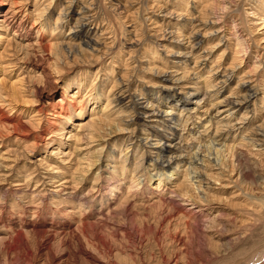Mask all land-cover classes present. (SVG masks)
I'll return each mask as SVG.
<instances>
[{
  "label": "rangeland",
  "instance_id": "374dc122",
  "mask_svg": "<svg viewBox=\"0 0 264 264\" xmlns=\"http://www.w3.org/2000/svg\"><path fill=\"white\" fill-rule=\"evenodd\" d=\"M3 101L0 264H264V0H0Z\"/></svg>",
  "mask_w": 264,
  "mask_h": 264
},
{
  "label": "bare ground",
  "instance_id": "6f19581e",
  "mask_svg": "<svg viewBox=\"0 0 264 264\" xmlns=\"http://www.w3.org/2000/svg\"><path fill=\"white\" fill-rule=\"evenodd\" d=\"M85 16V15H84ZM85 17H87V16H85ZM82 19H86V18H82ZM84 20H82V21H84ZM78 23V28H81L80 29V31H82V30H84L83 29V22H77ZM80 31L78 32V36L81 34L80 33ZM85 38H87V39H83L82 41L83 42H85L86 44H88V45H91V43L93 42L92 40H91V38L87 35V36H84ZM198 37V36H197ZM82 39V38H81ZM228 78H230V76H228ZM34 91H36V90H34ZM37 92H39V93H41V91L40 90H38ZM238 98H240V97H238ZM242 98H243V96H242ZM248 98V97H247ZM61 101H63V100H60V103H64V102H61ZM247 100H242L241 98L240 99H230L228 102H229V105H232V106H234V107H236V106H241V105H243L245 102H246ZM1 105H4V101L3 102H1L0 103V108H1ZM140 103L139 102H135L134 103V109H137L138 107H140ZM60 107H61V109L62 110H64V112L66 111L67 112V114L66 115H71L70 113V109H74V106L73 105H71V104H69V103H65V104H61L60 105ZM72 107V108H71ZM2 109V108H1ZM84 109H85V107L84 106H82L81 107V109H79V111H80V115H82V113L84 112ZM146 113V112H145ZM58 116H59V118H62L63 116L62 115H59L58 114ZM5 117H8V116H5ZM2 119V117L0 118V122L2 121L1 120ZM4 122V121H3ZM94 122V121H93ZM80 124L79 125H81V127H84L85 128V126H87V124L89 125V123L88 122H86L85 120L84 121H81V122H79ZM19 124H21L22 126H24L25 124H23L22 122H20ZM95 125V124H94ZM93 125V126H94ZM19 126V125H18ZM80 127V126H79ZM95 127H96V125H95ZM24 128V127H23ZM26 128V127H25ZM99 128V127H98ZM100 129V128H99ZM81 130V129H80ZM94 130H95V128H94ZM97 132H98V130H96ZM79 132V131H78ZM261 136H264V135H262V134H259L257 137H255V141H260L259 140V137H261ZM80 139V138H79ZM165 144V143H164ZM164 144L163 145H161L160 146V154H162L163 155V158H162V160H161V164H162V166L163 167H165V165H166V163H171L172 161L174 162V161H176V160H178V159H180L181 157L180 156H178V155H168V156H166L165 155V153L168 151V149L166 148V147H164ZM166 145V144H165ZM205 150V149H204ZM208 150H209V148H208ZM161 155V156H162ZM190 163L191 164H194L195 166L193 167L194 168V170L196 171V170H198V167H197V163H198V160L197 159H193V157L190 159ZM39 230V229H38ZM39 233H41V234H44V233H46V230H39ZM261 253H257V255H256V257H252L251 258V260H260V259H262L263 257H264V251H260ZM254 262V261H253Z\"/></svg>",
  "mask_w": 264,
  "mask_h": 264
}]
</instances>
